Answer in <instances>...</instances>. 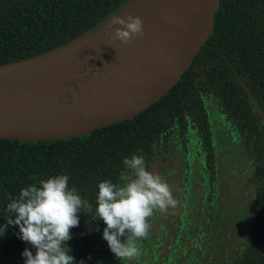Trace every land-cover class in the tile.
Wrapping results in <instances>:
<instances>
[{"label": "trees", "instance_id": "16d2710c", "mask_svg": "<svg viewBox=\"0 0 264 264\" xmlns=\"http://www.w3.org/2000/svg\"><path fill=\"white\" fill-rule=\"evenodd\" d=\"M127 1L0 0V65L33 59L67 45L95 29ZM263 28L264 0H220L213 31L188 71L167 95L145 111L132 119L69 140L23 143L0 140V226L11 215L7 211L10 198L18 197L22 188L40 179L67 175L69 188H74L93 209L79 214V226L71 230L68 247L76 264L81 261L83 264H123L103 239L106 225L99 218L94 220L98 184L104 180L120 183L125 157L141 155L149 166L147 155L153 151L151 145L167 139L183 140L188 126L201 127L200 141L208 142L210 124L206 100L209 99H218L224 120L229 122L232 117V129L248 136L247 144L252 142L254 134L260 135L253 133L246 117L261 122L264 128ZM244 87L253 97H244L249 93ZM249 99L256 102V108L247 106ZM179 127L181 130H176ZM226 151L218 148L215 154L211 149L202 158L210 175L215 173L219 155ZM253 151V159L244 162L250 173L252 207L245 234L241 242L236 241L238 250L220 251L213 248L214 241L203 254L199 251L201 248H191L181 239L176 242L175 237L163 249V243L168 240L166 228L180 227L179 222L187 218L174 209L167 214L157 212L150 219V235L138 241L141 258L133 264H264V148ZM216 176L218 172L214 178L218 183ZM17 233L19 228L9 225L6 234L0 236V264H24L21 254L26 248L35 254Z\"/></svg>", "mask_w": 264, "mask_h": 264}, {"label": "water", "instance_id": "95a60500", "mask_svg": "<svg viewBox=\"0 0 264 264\" xmlns=\"http://www.w3.org/2000/svg\"><path fill=\"white\" fill-rule=\"evenodd\" d=\"M219 8L220 0H129L67 45L0 65V140H69L137 116L188 71ZM128 15L143 20L145 36L107 46L113 19Z\"/></svg>", "mask_w": 264, "mask_h": 264}, {"label": "clouds", "instance_id": "9594fccd", "mask_svg": "<svg viewBox=\"0 0 264 264\" xmlns=\"http://www.w3.org/2000/svg\"><path fill=\"white\" fill-rule=\"evenodd\" d=\"M112 24L119 27L109 35L107 46L115 41L129 44L145 36L144 22L138 16L115 17ZM122 163L120 183L104 180L98 184L94 220L99 218L106 225L102 236L114 256L123 264H133L141 258L138 241L150 235V219L157 212L174 210L177 201L172 188L149 170L143 156L125 157ZM10 199L7 211L11 215L0 226V236L9 225L19 228L18 238L35 250V254L28 248L22 252L24 264H76L68 247L71 230L79 226V214L93 209L69 188L67 175L40 179Z\"/></svg>", "mask_w": 264, "mask_h": 264}, {"label": "flooded vegetation", "instance_id": "af4514ba", "mask_svg": "<svg viewBox=\"0 0 264 264\" xmlns=\"http://www.w3.org/2000/svg\"><path fill=\"white\" fill-rule=\"evenodd\" d=\"M244 88L248 91L247 87ZM244 97L253 96L249 92ZM246 103L247 106L257 107L253 100L249 99ZM206 105L210 124L208 142L200 141L203 137L201 127L188 126L185 128L183 140L167 139L151 145L153 151L147 155L149 170L159 174L172 190H176L173 191L174 197L180 204L175 209L187 216L179 222L180 227L169 225L166 228L165 235L168 240L163 243V249L172 243V238L175 237L173 240L176 242L181 239L191 248H201L199 251L203 254L210 250L208 247H211L214 241L213 248L235 252L239 247L236 241L241 242L240 238L245 234L244 230L249 223L252 207V196L249 194L251 181L244 162L253 159L254 148H264V128L261 122L250 121L246 114L253 133H260L258 136L254 134L252 142L247 144L245 138L248 139V136H241L232 129V117H229V122L224 120L218 99L206 100ZM213 107L215 117L211 113ZM176 130L180 131L181 127ZM155 147L158 149L154 150ZM218 148L227 151L219 155L215 173L210 175V170L204 166L202 158L206 157L211 149L217 154ZM240 154L242 159L239 160ZM217 172L218 183L214 181ZM220 181L223 182L219 184Z\"/></svg>", "mask_w": 264, "mask_h": 264}, {"label": "bare ground", "instance_id": "6f19581e", "mask_svg": "<svg viewBox=\"0 0 264 264\" xmlns=\"http://www.w3.org/2000/svg\"><path fill=\"white\" fill-rule=\"evenodd\" d=\"M140 3H141V2H140ZM140 3H139V4H140ZM135 8H138V6H137V4L134 2V5H132L130 9H131L133 12H136V9H135Z\"/></svg>", "mask_w": 264, "mask_h": 264}, {"label": "rangeland", "instance_id": "374dc122", "mask_svg": "<svg viewBox=\"0 0 264 264\" xmlns=\"http://www.w3.org/2000/svg\"><path fill=\"white\" fill-rule=\"evenodd\" d=\"M210 109H211V106H210ZM212 115L215 117L216 113H215V108L213 107L212 108V111H211ZM241 155V154H240ZM242 159V155L241 157L239 158V160Z\"/></svg>", "mask_w": 264, "mask_h": 264}]
</instances>
